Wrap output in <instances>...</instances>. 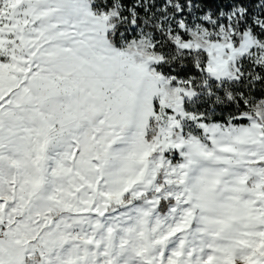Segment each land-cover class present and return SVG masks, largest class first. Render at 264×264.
Here are the masks:
<instances>
[{
    "label": "snow or ice",
    "instance_id": "snow-or-ice-1",
    "mask_svg": "<svg viewBox=\"0 0 264 264\" xmlns=\"http://www.w3.org/2000/svg\"><path fill=\"white\" fill-rule=\"evenodd\" d=\"M0 264H264V0H0Z\"/></svg>",
    "mask_w": 264,
    "mask_h": 264
}]
</instances>
